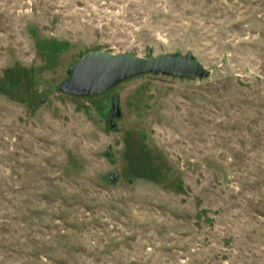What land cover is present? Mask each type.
<instances>
[{
  "label": "rangeland",
  "instance_id": "1",
  "mask_svg": "<svg viewBox=\"0 0 264 264\" xmlns=\"http://www.w3.org/2000/svg\"><path fill=\"white\" fill-rule=\"evenodd\" d=\"M90 50L210 75L59 91ZM0 264H264V0H0Z\"/></svg>",
  "mask_w": 264,
  "mask_h": 264
},
{
  "label": "water",
  "instance_id": "2",
  "mask_svg": "<svg viewBox=\"0 0 264 264\" xmlns=\"http://www.w3.org/2000/svg\"><path fill=\"white\" fill-rule=\"evenodd\" d=\"M144 73L204 79L209 77L210 70L198 62L191 51L140 57L130 53L90 50L70 67L69 77L58 84V90L67 95L92 96L122 80ZM40 100L44 101V98ZM119 115V101L113 96L107 116L111 125H114L113 117ZM116 175L112 174L110 179L114 180Z\"/></svg>",
  "mask_w": 264,
  "mask_h": 264
},
{
  "label": "trees",
  "instance_id": "3",
  "mask_svg": "<svg viewBox=\"0 0 264 264\" xmlns=\"http://www.w3.org/2000/svg\"><path fill=\"white\" fill-rule=\"evenodd\" d=\"M4 88H6V87H4Z\"/></svg>",
  "mask_w": 264,
  "mask_h": 264
}]
</instances>
